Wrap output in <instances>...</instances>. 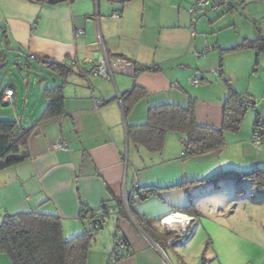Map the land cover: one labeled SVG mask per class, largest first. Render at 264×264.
I'll list each match as a JSON object with an SVG mask.
<instances>
[{"label":"crops","instance_id":"0c3cea01","mask_svg":"<svg viewBox=\"0 0 264 264\" xmlns=\"http://www.w3.org/2000/svg\"><path fill=\"white\" fill-rule=\"evenodd\" d=\"M194 1L65 0L48 4L46 0H0L1 62L9 59L3 51L21 60L28 79L25 86L35 87V93L23 95L15 123L28 128L37 122L48 104L43 91L62 83L59 74L39 61L64 64L72 70L63 81V114L37 124L26 151L21 152L28 157L0 171L3 216L31 210L57 216L63 237L70 239L90 229L89 220L79 218L81 206L95 210L100 218V206L106 204L109 210L103 226L110 220L115 230L109 240L100 234L93 239L86 264H167L155 251L156 243L131 217L117 214L112 199L124 200L139 188H154L156 193L146 200L134 199L131 210L163 234L167 233L159 225L162 217L177 213L192 218L186 235L167 247L174 252L176 246H186L188 235L193 236L201 225L204 210L217 207L214 219L224 216L240 187L250 196L255 193L258 199L264 198V193L256 192L247 182L212 179L226 171L264 168V140L257 148L250 142L255 119L248 128L241 129L240 124L237 132H226L225 147L219 152L200 156L181 155L184 142L175 133L166 135L162 151L156 154L145 152L128 139L127 129L144 125L150 108L174 105L185 109L189 96L196 101L197 125L217 129L222 125L223 103L229 92V85L222 80L230 73L223 65L221 49L215 45L219 53H211L215 47L195 32L198 24L187 12ZM113 12H119L120 18L112 19ZM192 24L195 37L190 35ZM204 41L212 49L197 59ZM245 50L249 49L241 51ZM102 58L110 66L108 79L88 73ZM116 60L130 62L132 67L121 68ZM151 67L160 71H142ZM28 71L39 75L29 82ZM193 77L197 85L190 83ZM214 77L222 82H215ZM35 82L37 86H33ZM133 87L144 90L146 97L124 116L122 100ZM7 89L13 91L9 104L17 105L12 86L0 92V101ZM235 92L254 99L250 93ZM94 99L102 103L97 109ZM58 142L66 149L53 150L52 145ZM189 206L193 214L184 211ZM114 235L123 237L129 248V254L118 260L112 259ZM185 246L180 255L175 254L174 262L168 260L171 264H193ZM0 264H10L3 254Z\"/></svg>","mask_w":264,"mask_h":264},{"label":"trees","instance_id":"16d2710c","mask_svg":"<svg viewBox=\"0 0 264 264\" xmlns=\"http://www.w3.org/2000/svg\"><path fill=\"white\" fill-rule=\"evenodd\" d=\"M64 1L46 0L48 4H57ZM242 2L240 1V3ZM244 49L255 51L256 56L264 55L263 36L258 34L253 40L244 39L232 48L221 50V53ZM1 58L0 56V62ZM39 63L51 72L59 74L62 77V83L57 87L43 91V97L48 104L37 122L30 127L24 128L15 122L0 121V171L15 166L28 157L27 155H21V152L26 151L28 138L37 124L63 114V81L72 70L67 65L55 62L39 61ZM142 71L155 73L160 69L151 67L143 68ZM228 89V95L223 103V120L220 128L196 124V101L194 97L189 96V103L185 109L174 105H161L150 108L144 125L127 129L128 139L145 152L156 154L162 151L166 135L175 133L183 140L184 150L188 156L219 152L225 147L224 134L226 132H237L246 113V109L240 106V102L247 95L238 94L231 88ZM145 97L144 90L133 87L122 100L121 105L124 116H128L133 107ZM2 103L9 104L3 101ZM256 129H260L261 133L264 134L263 125L258 114L255 115L254 120V130ZM220 178H228L235 183L247 182L254 187L256 192L264 193V168L262 167L252 168L246 172L226 171L214 176L212 179ZM155 193L154 188H139L134 196L127 198L126 204L123 200L112 199V201L115 203L117 214L120 217L129 215L142 233L152 239L153 243L164 247L166 240L173 235L159 233L150 221L139 217L131 210L134 199L143 201ZM100 209L103 213L100 218H97L95 210L81 206L79 218L82 221L89 220L98 223V228L89 227L90 229L70 239L63 237L61 222L57 216L44 215L35 210L15 215H5L0 223V254L5 255L10 264H86L94 239V231L101 229L104 219L108 217V214H106L109 210L107 205L101 204ZM184 211L194 213L191 206L184 209ZM118 238L125 243V250L123 251H117L115 247V240ZM173 239L174 243L182 238L175 236ZM113 243V260L121 259L129 254V248L123 237L114 235Z\"/></svg>","mask_w":264,"mask_h":264},{"label":"rangeland","instance_id":"374dc122","mask_svg":"<svg viewBox=\"0 0 264 264\" xmlns=\"http://www.w3.org/2000/svg\"><path fill=\"white\" fill-rule=\"evenodd\" d=\"M192 20L198 24L195 32L199 36H205L208 43L215 47L211 53L218 51L215 45L221 50L229 49L240 44L244 39H255L258 34L264 38V0H243L242 3L238 1L231 11L222 15L209 13L206 16L194 17ZM3 53L9 59L0 62V92L7 86H12L18 104H4L0 101V121L18 122L17 116L21 111L22 97L30 94L31 91L35 93V87L25 86L28 79L24 74L26 69L23 67V62L6 54L5 51ZM222 62L230 73V76H223L222 81L227 82L229 88L237 92L250 93L257 103V110H246L240 128L250 127L256 114L264 122V55L256 56L253 50L226 52L223 53ZM28 72L29 82L39 75L32 71ZM214 79L217 83L222 82L218 77ZM33 86H37V82ZM241 189L243 188L240 187L238 197L233 199L231 209L221 218L215 220L217 207L207 204L212 209L215 207V210L203 211L201 225L195 228L193 236L188 235L185 241L187 244L184 245L185 254L193 264H235V262L264 264V198L258 199L255 193L250 196L251 193L248 194L246 190L243 192ZM3 213L4 210H0V220ZM113 230H115L113 223L108 220L103 228L94 231V238H100L98 237L100 234L101 238L109 240ZM183 247L176 246L174 252L164 247L166 259L174 262L175 254L180 255Z\"/></svg>","mask_w":264,"mask_h":264},{"label":"built area","instance_id":"2783aa9c","mask_svg":"<svg viewBox=\"0 0 264 264\" xmlns=\"http://www.w3.org/2000/svg\"><path fill=\"white\" fill-rule=\"evenodd\" d=\"M67 2H71L74 0H66ZM238 1L242 0H195L188 8V14L191 18L194 17H202L206 16L207 14H217L221 13L224 14L227 11H231L234 5L237 4ZM112 19H119L120 13L119 12H113L110 16ZM76 33L81 34V30H76ZM190 35L191 37H195V32L193 28V24L191 25L190 29ZM212 47L204 41L202 49L196 53V58L200 59L201 57H204L207 53L210 52ZM30 58H33L32 55H30ZM116 64L121 67L128 69L132 67V64L130 62H127L125 60H116ZM92 76L102 77L105 79H108L111 77L110 74V66L106 58H102L96 66L91 68L89 72ZM190 83L193 85L198 84V80L193 77L190 80ZM13 91L11 89H7L2 94L1 100L5 103H10L12 99ZM101 101L94 99V108L97 109L101 106ZM240 106H243L246 110H256V102L255 100L250 96H245L241 99ZM264 140V135L261 133L260 129H256L252 132L250 142L251 144L257 148L260 143ZM53 150H65L66 146L62 142H58L51 147ZM186 151L182 152L181 155H186ZM127 197H124V202L126 204ZM89 227L90 228H98V223L89 221ZM191 224V218L186 217L182 214H169L164 217H162L159 220V225L165 230L167 234H171V236L164 247H170L173 243V237L177 236L179 238L184 237L186 234L189 226ZM115 247L117 251H123L125 250V243L122 239L118 238L115 240ZM156 252H158L165 260L167 264H171L167 259L163 252V247L160 245L154 244L153 245Z\"/></svg>","mask_w":264,"mask_h":264}]
</instances>
